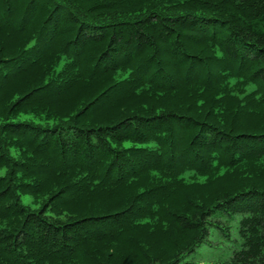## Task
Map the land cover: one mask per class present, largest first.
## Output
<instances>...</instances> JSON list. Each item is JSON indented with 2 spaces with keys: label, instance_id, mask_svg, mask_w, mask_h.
Returning <instances> with one entry per match:
<instances>
[{
  "label": "trees",
  "instance_id": "1",
  "mask_svg": "<svg viewBox=\"0 0 264 264\" xmlns=\"http://www.w3.org/2000/svg\"><path fill=\"white\" fill-rule=\"evenodd\" d=\"M213 230L200 264H264V0H0V264H197Z\"/></svg>",
  "mask_w": 264,
  "mask_h": 264
},
{
  "label": "rangeland",
  "instance_id": "2",
  "mask_svg": "<svg viewBox=\"0 0 264 264\" xmlns=\"http://www.w3.org/2000/svg\"><path fill=\"white\" fill-rule=\"evenodd\" d=\"M23 200L24 202H28L30 198L28 195H24ZM209 238L213 243H211V245L204 244L200 246L195 253H192V262L200 264L224 259L231 252L232 248L237 247L236 242H234L233 239L230 241L224 239L223 237L218 236L214 230L210 233Z\"/></svg>",
  "mask_w": 264,
  "mask_h": 264
}]
</instances>
